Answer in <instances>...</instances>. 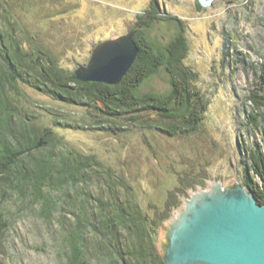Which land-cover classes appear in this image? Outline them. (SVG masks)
I'll return each mask as SVG.
<instances>
[{"label":"rangeland","instance_id":"obj_1","mask_svg":"<svg viewBox=\"0 0 264 264\" xmlns=\"http://www.w3.org/2000/svg\"><path fill=\"white\" fill-rule=\"evenodd\" d=\"M15 1L18 6L14 7V16L21 26L16 31L24 45L30 48L33 40L43 45L74 74L79 65L89 62L99 43L131 31L135 42L139 35L147 43L166 49L167 55H183V64L194 72L193 84L207 106L199 130L188 136L161 132L155 113L150 116L154 124L150 128L131 126L116 134L97 126L55 127L54 119L62 123L74 119L83 124L86 119L93 123V118L87 109L63 105L29 84L10 90L21 117L38 116L36 123L55 128L65 145L93 153L105 165L122 172L148 215H155L154 205L161 210L164 202L177 194L171 218L190 190L207 187L211 180L231 184L236 179L243 184L247 165L252 163L251 152L259 150L264 157V107L256 111L261 113L256 119L251 118L250 99L259 86V71L264 64V0H212L206 6L199 0ZM151 13L155 14L152 20L144 24L142 20L149 19ZM23 32L26 39L20 34ZM138 55L139 47L134 62ZM169 78L162 66L137 91L166 95ZM62 149L60 144L55 148ZM48 151L46 147L37 154ZM250 174L255 181H262L254 170ZM184 175L199 176L195 185L186 187L189 177L183 179ZM86 180L53 188L56 204L50 216L42 212L41 202H32L29 187L23 193L4 194L3 207L10 224L0 246V262L72 264L66 238L76 221L74 211L83 199L90 208L103 188L102 178L95 172ZM182 185L184 189L179 190ZM116 190L120 191L118 187ZM89 194L93 198H88ZM168 219L155 231L154 242L162 258ZM84 237L85 245L80 246L86 264H113L114 251L107 238L99 240L92 227L85 229Z\"/></svg>","mask_w":264,"mask_h":264},{"label":"trees","instance_id":"obj_2","mask_svg":"<svg viewBox=\"0 0 264 264\" xmlns=\"http://www.w3.org/2000/svg\"><path fill=\"white\" fill-rule=\"evenodd\" d=\"M15 2L0 0V246L10 224L3 207L6 195L17 191L23 193L29 187L32 202H41L42 212L50 216L56 204L53 188L89 180L95 172L99 179L102 178L103 188L94 197L90 208L84 199L81 201L79 209L74 211L77 216L74 227L66 238L71 247L72 264L87 262L80 246V243L85 245L87 227L93 228L99 240L107 238L110 242L111 251H114L113 264H165L154 242L155 231L171 216L170 210L178 201L177 194H173L172 199L169 197L161 210L154 205L155 215H148L122 172L105 165L93 153H83L65 145L55 128L36 123L34 119L38 116L32 115V119L21 117L14 108L10 90L29 84L63 105L87 109L93 118V123L84 119L83 124L74 119H65V123L54 119L55 127L58 124L86 125L87 128L98 127L116 134L131 129V126L150 128L154 125L150 116L155 113L159 117L156 127L161 132L188 136L199 130L207 106V100L193 84L194 72L183 64V55H167L166 49L157 48L138 35L135 38L139 55L119 83L80 81L43 45L34 40L30 48L24 45L16 31L21 26L14 16V9L18 6ZM152 14L142 22L146 24L152 20ZM20 34L26 39L25 32ZM162 66L170 77L168 94H139L138 86L151 74L159 72ZM258 85L250 96L253 119L261 114L256 111L264 107V64L259 71ZM59 144L63 149L57 151L55 148ZM256 145L260 146L258 142ZM46 147H49L47 153L37 154ZM256 151L251 152L252 163L247 165L243 184L263 204L264 157L259 150ZM250 170H254L262 181H255ZM198 176H182L183 179L189 177L184 185H195ZM182 187L178 189H184ZM89 197L93 198L90 194Z\"/></svg>","mask_w":264,"mask_h":264},{"label":"water","instance_id":"obj_3","mask_svg":"<svg viewBox=\"0 0 264 264\" xmlns=\"http://www.w3.org/2000/svg\"><path fill=\"white\" fill-rule=\"evenodd\" d=\"M206 6L212 0H199ZM138 53L134 32L99 43L88 63L75 69L80 81L117 84ZM165 264H264V203L240 181L211 180L190 190L167 221Z\"/></svg>","mask_w":264,"mask_h":264}]
</instances>
